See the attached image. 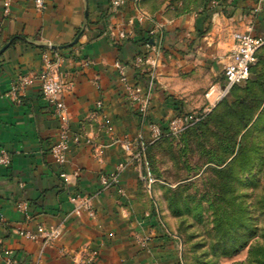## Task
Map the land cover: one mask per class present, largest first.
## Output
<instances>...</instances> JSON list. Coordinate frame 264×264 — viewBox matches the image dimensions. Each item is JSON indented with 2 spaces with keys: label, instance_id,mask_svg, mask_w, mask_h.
<instances>
[{
  "label": "crops",
  "instance_id": "obj_1",
  "mask_svg": "<svg viewBox=\"0 0 264 264\" xmlns=\"http://www.w3.org/2000/svg\"><path fill=\"white\" fill-rule=\"evenodd\" d=\"M213 1L183 12L179 0L130 1L118 10L109 0H45L42 11L33 0H12L5 16L0 0V149L10 159L0 165V213L7 221L0 226V249L18 264L38 258L42 264H180L176 242L151 211L152 194L140 182L136 147L124 151L113 141L148 135L116 64L142 93L153 82L148 114L160 126L177 113L212 107L222 97L232 34H264L260 0ZM120 31L127 37L119 38ZM146 42L159 48L153 77L149 65H130L150 52ZM44 52L59 55L60 74L71 82L61 98L79 143L69 142L63 167L49 153L59 123L42 102L39 83L25 88L20 103L8 96L17 74L40 70ZM82 59L91 63L83 68ZM97 101L104 121L93 115ZM118 170L117 184L103 188L99 176ZM78 195L91 197L94 218L70 201ZM19 202L26 203L25 212ZM15 226L58 228L60 235L41 247L39 240L12 234Z\"/></svg>",
  "mask_w": 264,
  "mask_h": 264
},
{
  "label": "rangeland",
  "instance_id": "obj_2",
  "mask_svg": "<svg viewBox=\"0 0 264 264\" xmlns=\"http://www.w3.org/2000/svg\"><path fill=\"white\" fill-rule=\"evenodd\" d=\"M181 1L190 12L207 2ZM252 80L240 83L233 96L245 101L242 113H253L236 137H244L240 154L225 139L239 126L228 121L229 136L219 127L221 97L212 107L190 111L212 110L211 117L160 140L147 155L150 181L143 184L155 216L176 242L180 264H264V58Z\"/></svg>",
  "mask_w": 264,
  "mask_h": 264
},
{
  "label": "built area",
  "instance_id": "obj_3",
  "mask_svg": "<svg viewBox=\"0 0 264 264\" xmlns=\"http://www.w3.org/2000/svg\"><path fill=\"white\" fill-rule=\"evenodd\" d=\"M4 15L9 14L10 5L12 0H2ZM134 3L138 6L141 0H109L110 6L114 10L121 9L128 2ZM260 3L264 4V0H260ZM212 5H216V1H211ZM34 8L38 11H42L45 8V0H33ZM144 15L139 16L138 20L142 21ZM154 34V33H150ZM119 38H126L127 34L123 31L118 33ZM233 50L231 52L230 61L223 67L222 73L225 79V85L223 87L221 96L224 97L229 90L234 86L245 81L249 75V69L257 61V53L260 49L264 48V34L263 35H251L248 32H234L232 34ZM147 54L136 55L130 65L132 67H139L142 65H149L151 69V76L155 72L156 56L159 55V48L150 45L148 42L144 44ZM153 55V58L149 55ZM42 66L39 71H31L25 74H17L11 84L8 96L15 102L20 103V98L24 94L26 87L37 81L39 83V92L42 102L50 109L51 114L57 119L58 135L55 143L50 148V156L59 167H63L66 163V153L69 146V142L79 143L78 135H71L66 106L61 98L63 92L71 89V82L69 77L62 76L60 74L61 58L57 53L44 52L42 54ZM83 68H86L91 62L89 59H82L80 61ZM116 68L119 71L120 81L123 84L125 95L128 100L136 106L142 123L146 126L147 139L139 135L135 139H129L127 137H115L114 142L118 143L124 151H132V148L136 147V152L133 154L134 159L142 161L144 159L146 147L155 141L159 140L162 136H177L181 134L188 127L198 122L206 111L203 113H180L175 117L170 118L167 121L165 129L159 124L149 120V99L150 93L153 89V82L150 81L147 87L146 93H142L140 87L134 86L128 83L124 74V65L117 63ZM93 115L101 120L106 119V115L103 111L101 101L95 103ZM10 163L8 153L4 149H0V165L7 166ZM121 170V168H120ZM112 175L101 174L99 176L100 184L103 188L110 187L117 184L119 171ZM63 175V174H62ZM141 180H144L141 177ZM150 181V178L149 180ZM70 201L76 205V207L82 208L90 218L95 217V212L91 205L90 196H73ZM17 209L21 212H25L26 203H17ZM7 221L3 214L0 213V226H5ZM9 231L21 236L25 239L37 241L41 243V247L54 243L59 235L60 230L58 228L45 229L42 226L37 227L35 232L25 231L21 227H10ZM0 259L3 264H18L17 260L12 257L9 251L5 248L0 249ZM32 264H42L38 258Z\"/></svg>",
  "mask_w": 264,
  "mask_h": 264
},
{
  "label": "trees",
  "instance_id": "obj_4",
  "mask_svg": "<svg viewBox=\"0 0 264 264\" xmlns=\"http://www.w3.org/2000/svg\"><path fill=\"white\" fill-rule=\"evenodd\" d=\"M142 1V0H141ZM140 1V2H141ZM211 1L213 0H207V2L203 3L201 5V7H205L207 4H209ZM140 2L138 4V6L140 5ZM180 9L183 12H190L188 9H186V7H183V3L182 1L180 2ZM264 58V48L260 49L257 53V61L256 63L250 67L249 69V76L247 77V79L243 82H253L252 80V74H253V69L256 67V65L258 64L260 59ZM242 82V83H243ZM239 85V84H238ZM238 85H234L229 92L221 99V101L218 103V105L216 106V108H220L222 111L221 113H219V120L218 123H220L219 127L223 130L224 135H230L229 133L231 131V127L232 124L235 121L234 125H238L239 126V131H235V135L232 133L229 137H225L226 141L228 142V144H231V149L234 151V149H237L238 154H240L243 150L244 145V137L242 135V137L240 138L239 142L237 141L236 137H238L239 134L242 133V131L244 129H246L248 127V125L250 124V122L252 121L253 118V113L251 112H243L242 113V109H244L245 107V101L243 99H237L238 101H235V97L234 94L236 93L237 90H239V88L237 87ZM237 108L240 109L241 111L238 112ZM179 113L175 114L173 117L177 116ZM213 114V111L211 110L209 113L204 114L203 117L196 123H194L193 125H191L190 127H188L186 130H184L181 135L186 134L188 131H190L191 129H193L194 127L200 125L202 123V121H204V119H208L209 117H211V115ZM149 118V117H148ZM150 120V119H149ZM228 121H233L232 124H230ZM163 129H165V126H161ZM170 136L165 135L162 136L159 140L155 141L154 143L148 145L146 147L145 150V158L144 160L141 161V172L140 175L141 177L144 178V180H141L140 182L143 183L146 180L148 181L150 178V172H149V161H148V153L149 151L153 148V146L159 142L160 140L166 139ZM152 204H153V200H151V211L153 212V208H152ZM153 214L155 215V213L153 212Z\"/></svg>",
  "mask_w": 264,
  "mask_h": 264
}]
</instances>
